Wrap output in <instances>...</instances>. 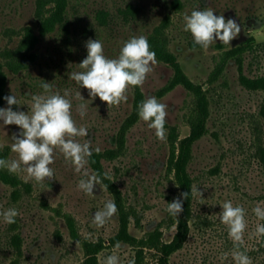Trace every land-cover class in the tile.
<instances>
[{
	"label": "rangeland",
	"instance_id": "rangeland-1",
	"mask_svg": "<svg viewBox=\"0 0 264 264\" xmlns=\"http://www.w3.org/2000/svg\"><path fill=\"white\" fill-rule=\"evenodd\" d=\"M180 1L178 7L177 0H69L67 25L41 37L35 47L38 60L18 73L7 69V94L15 95L22 104L13 105L14 111L27 112L31 97L25 93L43 94L42 79L61 95L67 89L71 93L68 98L73 105V119L89 130L86 137L76 139L81 143L91 140L93 150L115 148L120 129L133 109V87L128 89L127 102L108 107L98 97L92 99L88 90L80 88L68 75L81 71L79 63L87 56L88 39L102 41L104 55L116 58L123 41L132 36L147 38L170 15L169 46L188 76L203 86L209 111L207 131L194 143L189 165L194 187L202 195H194L189 234L183 247L172 253L171 264H234L230 256L221 259L233 248L225 225L216 215L226 200L245 208L248 227L244 247L253 264H264V238H250L256 224L264 223L252 212L257 202L264 201V163L260 156L264 150V91L247 87L241 79V74L252 78L264 75V0ZM37 6L38 0H0V61L7 48L19 44L20 35L15 31L26 25L38 31ZM207 7L241 26V33L230 45L217 40L205 50L194 44L190 32L183 30L184 14ZM233 49L237 51L232 52ZM156 60L142 88L147 97L155 96L168 106L166 122L176 127L178 139L184 138L191 132V120L199 114L198 97L181 83L165 90L175 70L157 57ZM78 91L85 100L75 98ZM80 103L88 106L83 118L77 111ZM165 130L166 139L160 141L139 118L127 131L123 152L113 159L102 158V163L122 192V202L130 214L131 233L142 238L159 229L161 239L171 241L177 223L176 217L166 211L167 203L181 192L169 165L172 129L165 125ZM0 131V145L9 148L6 159L16 158L11 151V137L20 129L16 125L3 126L0 121ZM50 167L55 178H46L42 183L24 171L15 173L29 187H23L17 198L14 187L0 179V211L15 208L20 213L13 224L0 217V264H9L16 257L19 264H83L84 241L100 239L105 243L98 254L100 264L112 254L119 257L120 264H128L133 258L135 264H160L162 254L158 249L116 239L120 210L116 195L102 178L93 195H86L77 187L81 174L58 151ZM86 167L95 172L90 158ZM107 200H114L118 211L98 228L92 222L93 216ZM67 213L76 219L80 238L73 237ZM17 234L21 239L20 255ZM117 241L122 245L118 250Z\"/></svg>",
	"mask_w": 264,
	"mask_h": 264
},
{
	"label": "clouds",
	"instance_id": "clouds-1",
	"mask_svg": "<svg viewBox=\"0 0 264 264\" xmlns=\"http://www.w3.org/2000/svg\"><path fill=\"white\" fill-rule=\"evenodd\" d=\"M183 21V30L190 32L194 44L205 50L217 40L224 45H230L241 33V26L236 20L225 19L223 14L215 15L211 7L186 13ZM85 47L87 56L79 63L81 71L70 72L68 79L75 81L80 88L87 89L92 99L98 97L101 102H106L108 107L127 102L129 87L142 86L147 75L152 72V66L157 63L156 54L150 50V44L143 35L132 36L123 41L116 58L104 55L103 43L98 39H88ZM40 87L43 94H32L30 91L25 93L31 97L27 112L13 110V105H22L15 95L3 97L8 107L0 108V121H3V126L16 125L20 131L14 132L11 137V151L16 154V158H0V169H6L9 173L24 171L29 178L42 183L46 178H55V172L50 165L54 164L58 151L65 162L70 163L75 172L81 174L77 187L86 195H93L94 187L100 185L102 180L99 173L86 166L93 151L99 153L100 149L93 150L91 140L81 143L76 139L86 137L89 130L85 126H78L73 119V105L68 98L70 91L65 89L61 95L59 90H54L52 84L43 79ZM75 98L85 100L80 91ZM87 107L84 103L78 104L77 111L81 118L87 114ZM167 108L155 96L146 97L138 105L139 118L147 123L149 129L154 130L160 141L166 139ZM104 178L110 179L108 173H104ZM191 194L202 195L196 187L191 189ZM188 197V192L180 193L172 202L167 203L166 211L177 218L183 211V200ZM220 206L221 211L216 215L225 225L227 235L233 242L231 252L222 254L221 259L227 260L230 256L234 264H253L247 248L244 247V235L248 227L245 208L234 205L230 200ZM117 211L114 200H107L103 208L94 214L92 222L98 228L103 227ZM252 212L258 221H264V201L257 202ZM19 215L15 208L0 211V217L7 224L15 223V218ZM252 237L258 240L264 238V223L256 224L250 234V238ZM121 247V242L117 241L115 249ZM101 264H120V259L115 254L108 255ZM128 264H135L134 258Z\"/></svg>",
	"mask_w": 264,
	"mask_h": 264
},
{
	"label": "trees",
	"instance_id": "trees-1",
	"mask_svg": "<svg viewBox=\"0 0 264 264\" xmlns=\"http://www.w3.org/2000/svg\"><path fill=\"white\" fill-rule=\"evenodd\" d=\"M54 3V4H53ZM69 0H38L36 16L38 19V31L32 25H26L20 30L15 31L20 35L19 44L14 48H7L4 52V59L0 61V108H3L6 101L3 99L7 94L8 70L15 73L28 68L32 63L38 60V53L35 51L37 43L42 36H45L54 31L58 26H66L67 18L66 11ZM177 6H181V1L177 0ZM171 16L167 15L164 20L155 27L153 32L147 37L150 44V50L154 51L156 57L163 62L170 64L175 74L170 83L165 87L169 90L177 84H184L189 89L193 90L198 97L199 114L195 119L191 120V132L184 138L178 139L176 127L170 126L172 129V154L169 159V165L175 173L176 182L180 188V192H188V199L183 200V211L174 220L177 223V231L171 241H163L161 239V231L159 229L152 231L149 236L139 238L130 231V214L125 204L122 202V192L110 178H104V165L102 158H116L119 156L125 147L126 134L131 126L138 120V105L147 96L142 86L133 87L134 101L132 112L125 119L120 132L118 144L115 148H107L100 150L99 153L93 152L90 157V163L96 173L106 182L111 191L116 195V202L120 210V230L116 235V239L130 242L133 245H148L151 248H156L161 252L160 264H171L170 257L173 252L183 247L190 229V220L193 215L194 195L191 194V189L194 187V178L189 170L190 161L193 156V145L207 131L208 98L203 89V86L196 84L185 72L177 54L169 46V35L167 28L171 22ZM237 51L233 49L232 52ZM242 82L249 88L264 91V75L258 77H249L241 74ZM1 140V131H0ZM179 140V141H178ZM9 154V148L0 145V158L6 159ZM264 163V150L260 154ZM0 179L12 185L14 197L21 195L23 187L29 188L27 183L15 173H9L6 169H0ZM66 219L70 231L75 238H80V233L77 227L76 219L69 213L66 214ZM16 248L18 255L21 253V239L16 235ZM104 240L84 241L86 249V259L83 264H100L98 254L104 248ZM141 251V250H140ZM9 264H19V257L13 259Z\"/></svg>",
	"mask_w": 264,
	"mask_h": 264
}]
</instances>
